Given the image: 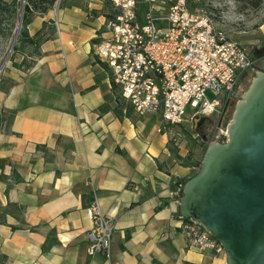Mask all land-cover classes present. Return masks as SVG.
Returning a JSON list of instances; mask_svg holds the SVG:
<instances>
[{"label": "crops", "instance_id": "obj_1", "mask_svg": "<svg viewBox=\"0 0 264 264\" xmlns=\"http://www.w3.org/2000/svg\"><path fill=\"white\" fill-rule=\"evenodd\" d=\"M111 14L108 0H63L56 13L33 15L28 35L45 39L3 70L2 263L226 264L220 245L190 246L169 196L195 170L173 156L178 127L157 133L158 115L114 110L110 71L94 53ZM95 197L115 224L109 262L87 254Z\"/></svg>", "mask_w": 264, "mask_h": 264}, {"label": "built area", "instance_id": "obj_2", "mask_svg": "<svg viewBox=\"0 0 264 264\" xmlns=\"http://www.w3.org/2000/svg\"><path fill=\"white\" fill-rule=\"evenodd\" d=\"M108 1L112 14L95 45V56L109 69L135 114L160 117L157 133L173 135L187 114L206 118L219 114L237 98L246 74L259 68L258 59L242 44L218 31L208 16L193 13L189 0H172L165 15L151 4L141 17L136 13L138 0ZM171 141L175 143L173 137ZM182 188L177 183L169 193L177 204ZM86 214L87 254H101L109 262L115 224L103 214L96 197ZM182 228L191 247L205 250L218 245L196 221L182 219Z\"/></svg>", "mask_w": 264, "mask_h": 264}, {"label": "water", "instance_id": "obj_3", "mask_svg": "<svg viewBox=\"0 0 264 264\" xmlns=\"http://www.w3.org/2000/svg\"><path fill=\"white\" fill-rule=\"evenodd\" d=\"M23 4L9 50L21 29ZM245 77L248 87L225 104L232 113L224 141L216 138L218 130L210 140L202 136L207 147L199 169L183 184L178 200L180 217L214 237L226 264H264V57ZM206 120L191 119L195 132Z\"/></svg>", "mask_w": 264, "mask_h": 264}, {"label": "rangeland", "instance_id": "obj_4", "mask_svg": "<svg viewBox=\"0 0 264 264\" xmlns=\"http://www.w3.org/2000/svg\"><path fill=\"white\" fill-rule=\"evenodd\" d=\"M171 2L172 0H153L151 1V4L158 8V14H160V12L165 14ZM20 3H22V0H20ZM62 3L63 1H59L54 5L52 8L54 13H56L57 4L59 7ZM148 3H150L148 0H138L137 9L139 7V11L142 12L145 9V5ZM254 3V0H189V7L193 13H202L208 16L218 31L225 34L229 39L242 44L247 52L250 53L254 47H257L264 42V0L257 8L254 7ZM144 12L145 10L143 13ZM13 35L10 38L4 36L0 37V65L4 62V65L0 70V77L5 66L16 57V53L13 51L14 46H16L19 51H24L28 55L33 53L32 48H24L23 50L22 45L18 42V38L12 49L9 50ZM245 78L241 81L240 91H243L248 87ZM114 96L117 101L123 103L118 90L115 91ZM231 113L232 110L228 112V114ZM213 116L215 117V121H217L218 114ZM192 117L191 114H187L183 124L176 128V133L180 134V136L178 137L179 140L175 141L174 144L172 143V146L173 156L177 157L178 153L184 155L183 160L181 161L182 164H196L195 170L193 171L196 173L199 169L197 164L202 160L207 143L202 141V136L206 131L200 130L199 132H195L191 121ZM230 119V115H225L223 117L221 125L218 128L219 134H221V131L226 130V125L230 122ZM219 134H216V138L220 142H223L224 138L221 135L219 136ZM213 137L214 134L212 136L210 135L209 140ZM2 262L3 260L0 258V264H3Z\"/></svg>", "mask_w": 264, "mask_h": 264}, {"label": "trees", "instance_id": "obj_5", "mask_svg": "<svg viewBox=\"0 0 264 264\" xmlns=\"http://www.w3.org/2000/svg\"><path fill=\"white\" fill-rule=\"evenodd\" d=\"M59 1H63V0H24L22 24H21L22 28L20 29L19 34L17 36L18 42H20V44L22 45V49L26 47H30L33 49L34 52V50H36L39 47V44L46 37L42 30L39 31L33 38L29 37L26 26L30 22L32 18L31 16L35 14H46L48 11L52 10L54 5ZM254 1H255L254 7L257 8L263 0H254ZM20 8H21L20 0H10V1L0 0V37L2 36L6 38L12 37L20 17ZM145 8L146 9L148 8V4L145 5ZM13 51L15 53L19 52L16 46L13 47ZM110 82H111V89L113 94L112 100L115 103L114 110L120 117H122V111H125L126 116L131 114L133 112V109L129 103H127L122 97H121L122 99L121 101L123 103L116 100L114 96L115 91L118 90L119 93L120 91L117 88V86L113 83L111 76H110ZM189 166L195 167L196 164ZM199 166H200V162L199 164H197V167ZM194 174L195 172H193L190 177H192ZM188 179L183 180L182 182L179 183L184 184ZM0 258L1 260H3L2 256H0Z\"/></svg>", "mask_w": 264, "mask_h": 264}, {"label": "flooded vegetation", "instance_id": "obj_6", "mask_svg": "<svg viewBox=\"0 0 264 264\" xmlns=\"http://www.w3.org/2000/svg\"><path fill=\"white\" fill-rule=\"evenodd\" d=\"M249 53V52H248ZM249 55L251 57H254L256 59H258L259 61V57L262 59L264 57V42L262 44H260L257 47H254ZM225 109L227 110L226 112ZM231 110L230 106H228L227 108H225V106L222 108L221 112L218 114V118L217 121H215V117L214 116H210L208 117V120H206L205 124L206 126L204 128H200V130H205V134L207 139H209L210 135L212 136L213 134H215V132L218 130V124L222 121L223 119V115H228V112Z\"/></svg>", "mask_w": 264, "mask_h": 264}]
</instances>
